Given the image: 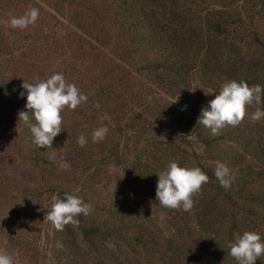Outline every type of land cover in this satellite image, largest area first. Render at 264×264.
Returning <instances> with one entry per match:
<instances>
[{
  "label": "rangeland",
  "instance_id": "rangeland-1",
  "mask_svg": "<svg viewBox=\"0 0 264 264\" xmlns=\"http://www.w3.org/2000/svg\"><path fill=\"white\" fill-rule=\"evenodd\" d=\"M101 4V0H0V85L23 80L34 83L62 73L88 96V101L76 110L65 108L64 131L54 138L52 148L40 149L32 143L29 129L18 121V112L26 110V101L14 90L0 94V253L10 255L13 264H80L84 260L65 251L59 241L63 233L44 221L47 208L59 192L63 196L65 192L74 194L94 206L93 214L100 212L105 199L113 198L135 220L160 236L174 229L172 217L161 211L149 189L129 177L126 166L130 156L138 153L142 157L144 151L159 146L165 140L163 132H188L184 130L186 123L176 119L192 101L210 100V93L204 91L210 76L202 71L198 61L202 56L194 61V55H182L183 68L171 64L174 71H170L162 58L154 69L146 68L145 55L132 53L130 47L123 49V43L118 48L98 47L77 24H83L79 16L85 17L86 10L90 15L94 9L95 13L101 11ZM173 5L185 13L191 10L186 14L188 18L200 16L204 23L224 21L231 15L241 18L244 27L240 29L233 26L215 32L204 28L203 44L217 45L231 38L229 41L247 51L252 61L264 58V49L252 45L257 39L264 41V0H174ZM30 6L39 10L35 24L23 30L12 28L10 18L23 15ZM213 10L216 12L211 13ZM108 29L114 30L112 26ZM260 68L264 75V63ZM154 74L164 78L162 84L154 83ZM229 78L225 76L217 83L213 99L222 84L240 81ZM147 87L151 89L149 99L161 104L156 112H164L163 118L157 114L150 118V124L141 119L146 109L138 98ZM254 111V107L248 108L243 124L259 128L264 118L252 120ZM105 115L110 119H104ZM105 125L109 128L105 139L93 143V130ZM81 134L88 140L84 147L77 143ZM115 147L119 158L111 154ZM103 157L109 160L101 163ZM141 159L142 164H151V159ZM56 183L65 185L54 190L59 195L50 188ZM191 230L199 228L195 230L192 225ZM113 245L114 241L108 240L104 246L114 252ZM194 258L186 264H219V260L208 256ZM150 262L139 260V264Z\"/></svg>",
  "mask_w": 264,
  "mask_h": 264
},
{
  "label": "trees",
  "instance_id": "trees-1",
  "mask_svg": "<svg viewBox=\"0 0 264 264\" xmlns=\"http://www.w3.org/2000/svg\"><path fill=\"white\" fill-rule=\"evenodd\" d=\"M173 1L101 0L102 10L95 13L94 9L91 15L86 10L85 17L79 16L83 24L77 25L98 47L113 45L118 48L119 43H123V49L130 47L132 53L145 55L146 68L154 69L159 64L158 59L162 58L166 67L174 71L171 64L183 68L180 62L182 55L192 54L194 61L202 56L198 61L202 63V71L210 76L204 86L205 93H210V100L217 92V83L222 82L225 76L243 80L250 86H264V75L260 74L264 58L252 61V57L246 55L247 51H242L235 41H229L231 38L212 46H205L202 42L204 28L215 32L233 26L240 29L244 27L241 18L231 15L224 21L204 23L200 16L188 18L186 14L191 10H186V13L185 10H176L178 6L173 5ZM95 14L99 17L94 18ZM108 26L114 30L110 32ZM256 41V45H252L264 49V41ZM178 56H181L180 60ZM155 76L154 83L162 84L164 78ZM22 84H1L0 94L14 90L20 96L23 91L25 96L20 97L26 101L27 94ZM150 91L147 87L138 96L145 104L143 109H146L141 119L149 124L155 114L159 119L164 117V112H156L161 104L149 99ZM209 101L194 100L180 113L176 121L186 123L184 130H188L187 133L163 132L165 140L159 146L151 143L153 150L144 151L142 155L144 159H151V164H142L138 153L130 156L127 162L129 177L138 186L149 189L161 211L172 217L173 231L164 236L150 231L123 210L117 200L109 198L103 201L98 214L90 211L87 216L77 217L78 226L67 225L58 230L64 235L59 241L65 251H72L83 258L80 264H119V260L131 264H139V260H154L149 264H186L187 260H194L199 255L219 260V264H237L228 255L227 247L229 241L234 242V234L255 231L264 241V123L257 126L259 128H252L242 122L239 126L221 129L219 135H212L210 129L197 124ZM118 152V147H115L111 154L119 158ZM107 160L109 158L103 157L100 162ZM173 160L183 167H199L209 176V182L202 186L201 193L193 197L194 207L187 212L162 207L156 200V173ZM218 162L226 164L235 176L228 189L223 188L215 176ZM51 187L55 193L54 190L65 185L56 183L50 184ZM59 193L58 198H65ZM92 209L96 208L91 206ZM192 225L199 231H192ZM108 240L114 241V252L104 246ZM190 253L193 254L191 258ZM256 264H264V258L257 260Z\"/></svg>",
  "mask_w": 264,
  "mask_h": 264
},
{
  "label": "clouds",
  "instance_id": "clouds-1",
  "mask_svg": "<svg viewBox=\"0 0 264 264\" xmlns=\"http://www.w3.org/2000/svg\"><path fill=\"white\" fill-rule=\"evenodd\" d=\"M38 16L39 10L30 6L23 15L11 17L9 24L12 28L23 30L35 24ZM22 88L26 90L27 102L26 110L18 112V121L29 129L32 143L40 149L52 148L54 138L64 131L62 112L65 108L74 111L88 101V96L82 93L75 83L68 82L62 73L52 74L47 79L34 83L23 80ZM20 96L24 97L25 92L22 91ZM262 105L264 86H249L243 80H231L222 84L219 93L209 101V106L202 109L197 124L210 129L212 135H219L220 130L227 126H239L250 106L255 108L252 120L259 121L264 118ZM104 119L108 120L110 117L105 115ZM108 131L106 125L94 129L92 142H102ZM87 142L85 134L78 136L79 146L84 147ZM156 175V200L159 205L186 212L194 207L193 197L199 195L202 186L209 182V176L199 167H183L174 160ZM215 176L225 189L230 188L235 179L232 170L219 162L215 168ZM47 209L44 221L51 222L57 230H63L67 225L78 226L77 217L87 216L91 205L74 194L66 193L63 199L54 196L51 207ZM227 247L228 255L234 258L237 264H256L257 260L264 258V241L255 231H244L242 235L234 234V242L229 241ZM0 264H13V258L0 253Z\"/></svg>",
  "mask_w": 264,
  "mask_h": 264
}]
</instances>
